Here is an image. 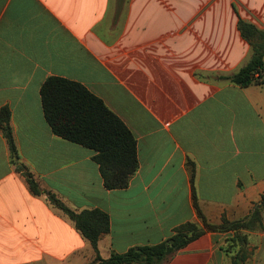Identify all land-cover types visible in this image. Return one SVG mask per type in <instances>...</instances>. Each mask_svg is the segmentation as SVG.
<instances>
[{
  "label": "crops",
  "instance_id": "1",
  "mask_svg": "<svg viewBox=\"0 0 264 264\" xmlns=\"http://www.w3.org/2000/svg\"><path fill=\"white\" fill-rule=\"evenodd\" d=\"M240 20L264 30V0H0V108L20 161L72 211L109 216L102 258L201 227L192 186L212 225L262 205L264 83L224 79L253 54ZM49 77L80 83L130 130L138 170L126 189L105 190L93 153L52 134L39 94ZM223 237L208 232L166 264H227ZM93 258L74 224L29 191L0 133V264Z\"/></svg>",
  "mask_w": 264,
  "mask_h": 264
},
{
  "label": "trees",
  "instance_id": "2",
  "mask_svg": "<svg viewBox=\"0 0 264 264\" xmlns=\"http://www.w3.org/2000/svg\"><path fill=\"white\" fill-rule=\"evenodd\" d=\"M238 29L241 36L251 45L250 61L237 73L224 79L244 88L252 84L264 83V30L240 20ZM44 119L56 137L83 147L93 153L92 160L97 165L102 184L107 191L124 190L138 170L136 141L125 124L112 113L98 97L80 83L58 78H47L39 91ZM11 112L8 107L0 108V133L6 140L10 163L25 180L34 196L44 195L47 201L61 211L73 224L80 235L91 245L94 258L90 264H166L176 253L208 232H236L261 227L260 209L245 221L228 222L220 225L208 223L197 206L192 186V201L200 219L196 223H185L176 227L165 241L152 246H137L125 253H111L102 258L97 249L101 237L110 232V218L99 209H84L76 213L69 209L55 194L44 191L39 183L20 161L12 130ZM193 184V168L190 177ZM241 248L231 257V264H244L246 260L245 237H240Z\"/></svg>",
  "mask_w": 264,
  "mask_h": 264
},
{
  "label": "rangeland",
  "instance_id": "3",
  "mask_svg": "<svg viewBox=\"0 0 264 264\" xmlns=\"http://www.w3.org/2000/svg\"><path fill=\"white\" fill-rule=\"evenodd\" d=\"M260 219L262 224L261 227L256 226L252 230H243L239 233L233 231L223 233L224 239H222L221 250L226 255L227 264H230L231 257L235 255L242 246L240 237H245L247 243L245 248H247L250 253L252 252L249 260L251 261L254 255L257 260H262L264 255V206L260 209Z\"/></svg>",
  "mask_w": 264,
  "mask_h": 264
}]
</instances>
